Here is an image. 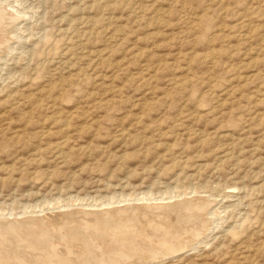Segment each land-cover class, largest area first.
Returning <instances> with one entry per match:
<instances>
[{"label":"rangeland","instance_id":"1","mask_svg":"<svg viewBox=\"0 0 264 264\" xmlns=\"http://www.w3.org/2000/svg\"><path fill=\"white\" fill-rule=\"evenodd\" d=\"M135 263L264 264V0H0V264Z\"/></svg>","mask_w":264,"mask_h":264},{"label":"bare ground","instance_id":"2","mask_svg":"<svg viewBox=\"0 0 264 264\" xmlns=\"http://www.w3.org/2000/svg\"><path fill=\"white\" fill-rule=\"evenodd\" d=\"M145 204V203H144ZM127 205V204H126ZM159 206V205H158ZM118 208V207H117ZM112 209V207H111ZM85 211V210H84ZM174 212V211H173ZM147 213V212H146ZM152 213V212H151ZM150 213V214H151ZM108 214V213H107ZM155 214V213H154ZM148 215V214H147ZM159 215V214H158ZM181 216V215H180ZM149 217V216H148ZM154 217V216H153ZM131 218V217H130ZM169 218V217H168ZM151 219V218H150ZM97 222V221H96ZM153 222V221H152ZM160 223V222H159ZM141 224V223H140ZM190 224V223H189ZM69 225V224H68ZM139 225V224H138ZM176 227V226H175ZM174 227V228H175ZM202 228V227H201ZM188 229V228H187ZM198 229V228H197ZM86 232V231H85ZM199 234V233H198ZM170 235V234H169ZM24 237V236H23ZM96 238V237H95ZM85 239V238H84ZM140 240V239H139ZM160 242V241H159ZM33 244V243H32ZM32 247V246H31ZM99 247V246H98ZM151 247V246H150ZM86 248V247H85ZM164 248V247H163ZM99 249V248H98ZM86 250V249H85ZM106 250V249H105ZM182 250V249H181ZM10 251V250H9ZM169 251V250H168ZM153 252V251H152ZM66 253V252H65ZM64 253V254H65ZM33 254V253H32ZM120 255V254H119ZM56 257V256H55ZM104 257V256H103ZM60 258L67 259L64 255L61 254ZM73 259V258H72ZM87 259V258H86ZM48 260V259H47ZM30 261V260H29ZM95 261V260H94ZM12 262V261H11ZM77 262V261H76ZM45 263V262H44ZM136 264V263H135Z\"/></svg>","mask_w":264,"mask_h":264}]
</instances>
